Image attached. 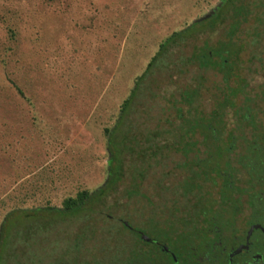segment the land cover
<instances>
[{"label": "rangeland", "instance_id": "1", "mask_svg": "<svg viewBox=\"0 0 264 264\" xmlns=\"http://www.w3.org/2000/svg\"><path fill=\"white\" fill-rule=\"evenodd\" d=\"M216 1L0 0V223L13 207L48 212L10 227L0 264H82L93 257L118 264L135 244L131 229L157 241L179 229L190 199L180 188L183 158L173 144L177 108L185 109L180 94L198 87V109L213 108L221 73L191 56L224 38L230 11L213 29L168 44L140 81L126 122L114 133L121 175L100 201L85 205L93 219L40 207H60L64 197L98 191L110 179L105 128L117 122L122 101L159 44L173 31H192ZM263 7L253 6L236 33L239 75L252 94L264 84ZM207 189L216 188L204 184ZM242 222L239 215L238 235L247 229ZM92 223L100 233L73 254L74 235ZM186 238L174 240L184 248Z\"/></svg>", "mask_w": 264, "mask_h": 264}, {"label": "trees", "instance_id": "2", "mask_svg": "<svg viewBox=\"0 0 264 264\" xmlns=\"http://www.w3.org/2000/svg\"><path fill=\"white\" fill-rule=\"evenodd\" d=\"M255 5L263 7L264 0H259V2L256 0L251 2L217 0L208 13L195 20L196 26L192 31L188 33L183 29L173 31L167 36L159 44L158 51L147 63L145 71L134 80L129 95L120 105L117 122L112 128H105L108 144H112L109 148L112 155L111 161L119 168V172H116L111 162L110 179L98 191L91 193L87 189H81L74 196L64 197L60 207L42 206L40 209L54 212L60 217L83 216L84 213V217L91 218L92 211H87L85 205L100 201L106 190L121 175L117 153L119 150L113 140L114 133L119 125H124L123 123L126 122L131 101L136 95L144 75L168 44L182 40L199 28L213 29L215 23H221L226 12L230 11L231 21L224 38L213 47H200L191 56L199 66L211 67L221 73V84L217 87L213 108L208 112L198 109L195 104L199 97L198 87L185 90L180 94V100L185 109L177 108L179 128L173 144L177 145L175 149L181 153L183 158V161L178 164L184 171L180 188L185 196H190V199L186 201L189 204H183L184 206L188 205L187 209L189 210L185 212L182 220H187V215L190 214H199L203 220L209 218L214 231H217L218 228L223 231L228 240L232 241L231 245L235 244L236 236H238L234 224L239 215H242V223L245 226L259 223L264 228V84L252 94L247 78L239 75L241 63L239 57L242 43L236 37L241 21L247 19ZM259 19L261 21V18ZM9 33L14 37V29L9 28ZM261 38L264 40V35H261ZM16 89L24 97L23 91L18 86ZM261 103H263L262 107L260 106ZM228 115L231 116V121H229ZM126 137L127 135L123 136L124 139H127ZM204 184L215 187V191L212 189L203 190ZM213 191L217 193L216 198L212 193ZM13 208L3 215L0 223L1 262L5 259V253H8L4 247L7 243L10 245V227L22 218L35 219L44 213H48H36L38 211L22 207ZM9 223L12 224L9 225ZM79 229L74 235L75 242H79V244H72L73 254L76 253V250H81L83 243L92 239L94 233H100L95 223L87 226L84 224ZM228 230L229 233L227 234ZM257 232L260 233L258 230ZM172 233L170 235L165 234L158 241L166 242L173 253H171L172 251L166 253L156 244L155 247H152L140 235L135 234L136 240H133L135 242L133 248L119 260L118 264H170L174 261L172 254L178 258L182 252L189 251L188 238L182 241L185 243L184 248H180L174 240L175 236L179 235L174 231V235L171 236ZM262 237L264 239V234ZM172 247L176 248V251ZM218 250L220 251L221 247ZM259 251L264 255V245L259 248ZM80 253L82 252L80 251ZM241 256L242 254H237L234 260L240 259ZM76 261L81 260L76 259ZM81 263L100 264L101 260L99 257L98 259L93 257L90 260H82Z\"/></svg>", "mask_w": 264, "mask_h": 264}, {"label": "flooded vegetation", "instance_id": "3", "mask_svg": "<svg viewBox=\"0 0 264 264\" xmlns=\"http://www.w3.org/2000/svg\"><path fill=\"white\" fill-rule=\"evenodd\" d=\"M187 216V220L177 221L179 229L174 227V231L177 235L182 234V236L188 238L189 251L182 252L179 254L178 258L174 257L172 254L174 261L170 264H264V255L259 251V248L264 245V239L262 237L264 232L260 228L253 229L247 238V232L252 224L247 226L246 231L236 236L235 244L231 245L223 231L219 228L217 230L218 232L214 231L215 229H213L209 218H204L203 220V217L199 214H190ZM169 223L171 224V221H169ZM129 228L131 229L130 226ZM131 230L134 231V234H141L138 229ZM257 230L260 233H258ZM171 232H165V234L170 235ZM148 237L150 239L147 243L150 245L154 243L161 247L166 253L172 251L166 242L157 241L156 238L151 235ZM195 239L197 241H194ZM241 244L248 245L247 248L237 253L242 254L241 258L235 261L234 257L237 254H234L230 260L229 254ZM219 247H221L220 251L218 250ZM171 253H173V251Z\"/></svg>", "mask_w": 264, "mask_h": 264}, {"label": "water", "instance_id": "4", "mask_svg": "<svg viewBox=\"0 0 264 264\" xmlns=\"http://www.w3.org/2000/svg\"><path fill=\"white\" fill-rule=\"evenodd\" d=\"M124 224H125L126 226H128L127 222H125V221H124ZM257 228H260V229L264 232V228H263L259 223L252 224V225L250 226L248 232H247V238H248L249 235L251 234L252 230H253V229H257ZM140 237H141L143 240H146V241H148V240L150 239L147 235H145V234H143V233L140 234ZM247 247H248L247 244H241V245H239L237 248H235V249L229 254V255H230V260H231L232 255L239 253L242 249H245V248H247Z\"/></svg>", "mask_w": 264, "mask_h": 264}]
</instances>
